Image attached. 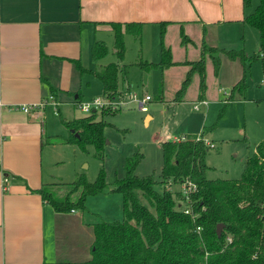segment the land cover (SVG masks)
<instances>
[{
    "label": "crops",
    "instance_id": "crops-1",
    "mask_svg": "<svg viewBox=\"0 0 264 264\" xmlns=\"http://www.w3.org/2000/svg\"><path fill=\"white\" fill-rule=\"evenodd\" d=\"M258 4L259 0H254L247 11L243 0H0V264L75 263L92 258L93 226L98 223L95 212L89 209L82 215L78 211L56 213L33 191L43 184L55 183V168L49 170L45 164V151L50 154L57 148L51 138L58 133L55 119L61 106L69 103L72 96L79 98L85 76L79 74L73 60H80L84 68L92 70L84 60L92 61V46L98 41L96 33L105 29L113 33L107 23H139L143 32L161 30L162 47L168 33L179 36L183 31L192 41L189 45L202 51L203 42L223 48V36L228 37L230 32H238L239 36L241 32L244 43L237 41L236 47L254 56L261 48L260 35L252 27L253 35L251 26L243 20ZM164 23L167 24L163 26ZM139 42L142 45L141 39ZM189 50L188 46L185 52ZM224 57L220 55L219 77L224 67H228ZM231 62L235 85L243 77V66L239 61ZM176 67L180 66L163 71V77ZM258 80L264 86V74ZM248 84L250 89L254 82L248 79ZM127 90L132 92L130 88ZM51 96L59 102L58 113L51 104L47 105L43 122L13 109L37 104ZM234 96L228 104L264 103V91L258 96L256 93ZM157 100L165 103L163 94ZM197 101L208 102L207 92L203 98L198 92ZM78 102L83 103L82 98L73 103ZM151 118L146 116V120ZM241 134L249 139L246 129ZM254 140L250 154L264 140V120Z\"/></svg>",
    "mask_w": 264,
    "mask_h": 264
},
{
    "label": "trees",
    "instance_id": "trees-1",
    "mask_svg": "<svg viewBox=\"0 0 264 264\" xmlns=\"http://www.w3.org/2000/svg\"><path fill=\"white\" fill-rule=\"evenodd\" d=\"M253 2L254 0H243L244 10L252 8ZM254 10L246 14L243 20V23L255 28L260 35L261 49L254 56H248L244 50H226L203 42L197 61L176 63L171 48L163 46L160 63L143 61L137 65L145 71L158 68L165 71L174 66H189L175 96V103H181L197 74L200 76L199 97L205 96L208 58L212 60L216 76H219L222 67L220 55L239 61L243 66V77L231 89L220 118L225 114L228 103L234 100V95L245 96L248 73L255 62L261 63L264 74V0H259ZM107 25L114 34L117 63L109 64L101 71L84 68L80 60H73V63L82 77L91 74L103 84L104 98L113 99L130 92L119 90L121 61L127 52L125 36L133 34L138 40L141 39L143 25L118 22ZM181 37V44L191 42L183 31ZM92 47L93 63L99 62L109 53V47L102 40L94 42ZM159 90L162 95L163 83ZM78 95L80 100L82 95ZM160 97L159 101L162 99ZM120 111L122 110L114 112L103 109L101 113L102 116H115ZM59 115L70 135L68 138L55 137L61 138L65 144L79 146L84 152L88 146H94L97 158L104 162L108 144L105 136L107 123L104 119L98 120V111L71 121L65 120L61 113ZM217 126L218 123L199 135H188L180 141L163 143L164 163L159 177L155 174L147 177L135 174L143 157L139 153L128 157L124 164L126 176L121 180L116 179L112 189V192L122 195L123 219L94 224L95 240L89 261L56 264H264V140L256 147V152L248 157L241 178L212 180L207 177L209 167L206 157L211 147L205 136ZM98 175L95 181H88L81 175L72 184H43L33 192L42 196L56 213H85L88 211L86 204L89 196L105 194L107 191L105 169L102 168ZM187 180L197 188L187 202L189 214L180 209L182 201H185L182 194L167 188L172 184L182 185ZM62 186L69 187L65 196H59L56 192ZM77 193L80 194L74 200L73 196ZM140 193L147 205L142 202ZM219 224L224 225L221 236L216 233Z\"/></svg>",
    "mask_w": 264,
    "mask_h": 264
},
{
    "label": "rangeland",
    "instance_id": "rangeland-1",
    "mask_svg": "<svg viewBox=\"0 0 264 264\" xmlns=\"http://www.w3.org/2000/svg\"><path fill=\"white\" fill-rule=\"evenodd\" d=\"M250 29L254 35V29L252 27ZM237 33L230 32L226 38L223 36L224 49L239 50L236 43L237 41L244 43V40H242L244 35L240 32L238 36ZM174 35L168 33L164 41V45L172 50L173 60L179 62L181 60L197 61L200 58L201 51L189 45L192 44V41L188 44H181V35ZM141 37L143 46L133 34L125 36L127 52L124 60L121 61L122 71L119 75V90L123 92L130 88L133 94L138 95L139 99L151 96L153 99L146 105L149 111L143 112L137 102H131V98H127L125 99L127 104L115 116H102V113L98 112V120L104 119L107 123L105 136L109 143L107 142L105 148L104 162L97 158L94 146H88L84 152L77 145L63 143L59 137L51 139L53 145L57 144V148L51 150L50 154L45 151L44 155L45 164H48L49 170L55 168L53 170V182L55 184H72L81 175L85 176L88 181H95L100 170L105 169L108 183L106 195L89 196L86 204L88 210L95 212L97 215L95 218L98 222L123 219L122 195L112 192V189H114L116 179L121 180L126 176L124 164L128 157H132L136 153L141 154L143 157L135 174L140 177L155 174L159 177L164 163L163 143L178 140L189 134L199 135L203 130L211 129L218 123V126L205 136L215 146L207 153L206 162L209 167L207 177L212 180L217 178L239 179L245 172L246 162L256 142L254 136L260 130V124L264 120V103L261 106H259L260 103L258 106H253L252 104L243 105L240 102H233L226 106L225 114L219 118L225 102L230 96L235 79L233 69L230 67L233 66V63L227 57H224V59H226L227 64L225 65L228 67H224L220 77L214 75L212 60L208 58L206 70L207 105L199 104V101H197L200 82L198 74L194 75L195 77L187 89V94L182 103H175L176 93L180 89L186 77V70L189 67L181 65L175 69H170L164 77L160 68L149 71L143 70L137 65L138 63L143 61L146 63L161 62V30L148 29L142 32ZM96 39L98 41L103 40L106 43L109 47V53L99 62L93 63L91 60L85 59L84 63L94 71H101L105 66L117 63L114 34L105 29L103 32L96 33ZM249 42L253 43L250 40ZM188 46L190 50L186 53L185 49ZM253 65L256 68L250 70L252 74L254 71V74H256L252 75L249 72L248 79L250 83L254 82V85L250 89L247 87V96L254 93L258 96V93L261 94L264 91V86H261L258 80L259 75L263 74L261 66L257 67L261 63L257 61ZM82 79L79 94L82 95L83 103L86 104L96 98L103 97V84L98 79L91 74H86ZM161 83H163L165 103L157 102V98L161 95L159 90ZM256 98L258 100L263 99ZM77 101L79 100L72 96L68 100L69 103L61 106L60 113L65 120L71 121L90 115L81 111L73 103ZM195 105H199L198 110L194 108ZM147 115L152 116L151 120H146ZM55 124L58 128L57 136L68 138L70 131L62 124L60 115H57ZM245 129L249 134V139L244 138L241 134V131ZM167 188L174 193L183 191L181 185L172 184ZM157 189L163 191L160 187H157ZM68 191L69 187L65 186L56 189L59 196H65ZM79 194H75L73 199L76 200ZM140 196L142 202L147 205V201L141 193ZM82 214L84 213L80 212V215ZM86 216L90 218L89 214H86Z\"/></svg>",
    "mask_w": 264,
    "mask_h": 264
},
{
    "label": "built area",
    "instance_id": "built-area-1",
    "mask_svg": "<svg viewBox=\"0 0 264 264\" xmlns=\"http://www.w3.org/2000/svg\"><path fill=\"white\" fill-rule=\"evenodd\" d=\"M127 98H131V102H137L139 104V108L142 109L143 112H148L149 110L147 109L146 105L148 102H150V100H152L153 98L151 96H146L144 99H139L137 94H133L132 92H129L128 94H124V95H119L116 98L113 99H106L104 97L102 98H97L95 100H93L92 102H87L82 103V102H78L76 104V106L83 111L84 113H93L94 111H100L102 112L103 109H108L111 111H118V110H122L123 106H125L127 104V101L125 99ZM116 100V101H115ZM1 104V103H0ZM51 104L54 108V111L56 113L58 106H59V102L56 100L55 96H51L48 100L45 101H41L38 102L37 104H32V105H22V107L19 108H13V109H18L21 110L27 114H29L35 121L37 122H43L45 119V109L47 107V105ZM199 104H204L207 105L208 102L207 101H200ZM199 105H195L194 108H196L197 110ZM180 139H184L180 138ZM180 139L176 140V141H180ZM207 144L211 147L214 148V145H212L211 143ZM7 179V178H5ZM181 187L183 188V191H181L182 193V197L184 198L185 201H182V205L180 206L181 211H183L185 214H189L190 213V208L189 206H187V202L189 201L190 195L194 192L197 191L196 186L189 180H187L184 184L181 185Z\"/></svg>",
    "mask_w": 264,
    "mask_h": 264
},
{
    "label": "water",
    "instance_id": "water-1",
    "mask_svg": "<svg viewBox=\"0 0 264 264\" xmlns=\"http://www.w3.org/2000/svg\"><path fill=\"white\" fill-rule=\"evenodd\" d=\"M108 142V141H106ZM109 143V142H108ZM224 228V225L222 224H219L218 227H217V235L221 236V232H222V229Z\"/></svg>",
    "mask_w": 264,
    "mask_h": 264
}]
</instances>
